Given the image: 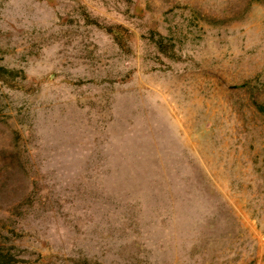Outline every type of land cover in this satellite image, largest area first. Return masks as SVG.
Listing matches in <instances>:
<instances>
[{
    "label": "rangeland",
    "instance_id": "1",
    "mask_svg": "<svg viewBox=\"0 0 264 264\" xmlns=\"http://www.w3.org/2000/svg\"><path fill=\"white\" fill-rule=\"evenodd\" d=\"M0 264H264V0H0Z\"/></svg>",
    "mask_w": 264,
    "mask_h": 264
}]
</instances>
